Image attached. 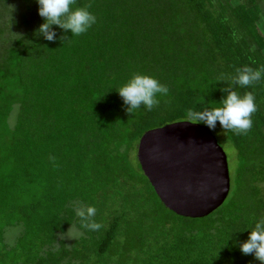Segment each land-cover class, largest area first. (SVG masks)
<instances>
[{
	"label": "trees",
	"instance_id": "trees-1",
	"mask_svg": "<svg viewBox=\"0 0 264 264\" xmlns=\"http://www.w3.org/2000/svg\"><path fill=\"white\" fill-rule=\"evenodd\" d=\"M97 22L53 42L35 0H0V264H260L243 255L264 217V10L257 0H77ZM166 86L126 111L133 75ZM231 86L255 97L251 129L227 132L237 168L224 205L192 219L165 207L137 153L150 130L218 107ZM194 123V122H192ZM219 124V122H217ZM76 206H93L97 231ZM80 237L67 244L62 236ZM17 230V231H14ZM13 231V232H11ZM11 237V239H9Z\"/></svg>",
	"mask_w": 264,
	"mask_h": 264
},
{
	"label": "water",
	"instance_id": "water-1",
	"mask_svg": "<svg viewBox=\"0 0 264 264\" xmlns=\"http://www.w3.org/2000/svg\"><path fill=\"white\" fill-rule=\"evenodd\" d=\"M137 157L161 202L178 216L205 218L230 195L228 156L200 124L178 122L148 131Z\"/></svg>",
	"mask_w": 264,
	"mask_h": 264
},
{
	"label": "clouds",
	"instance_id": "clouds-1",
	"mask_svg": "<svg viewBox=\"0 0 264 264\" xmlns=\"http://www.w3.org/2000/svg\"><path fill=\"white\" fill-rule=\"evenodd\" d=\"M38 5V15L43 19V23L35 30V36H42L45 40L53 42L57 33L53 26L68 32L71 36H80L86 33L96 22L97 18L88 7H73L77 0H35ZM264 78V67L253 70L245 66L237 69V74L232 80V84L240 87H248L253 82H259ZM122 97L124 104L128 105L127 112L140 108L142 105L149 111L158 105L157 94H167L166 86L161 85L157 79L136 74L126 83L116 90ZM227 95L220 101L218 107L206 108L203 111L188 110L184 120L194 124H203L209 130L215 131L217 122L224 131H234L237 134L247 132L251 129L253 121L251 116L257 111L255 97L251 93L243 96L229 86L224 89ZM75 213L80 218L81 227L97 231L102 225L92 219L96 215L93 206H76ZM240 252L243 255L251 254L254 258L264 264V217L255 222V227L251 229L248 239L239 243Z\"/></svg>",
	"mask_w": 264,
	"mask_h": 264
},
{
	"label": "rangeland",
	"instance_id": "rangeland-1",
	"mask_svg": "<svg viewBox=\"0 0 264 264\" xmlns=\"http://www.w3.org/2000/svg\"><path fill=\"white\" fill-rule=\"evenodd\" d=\"M234 1L237 2V0H234ZM257 3L261 5V8L264 10V0H257ZM200 125L204 126L203 124H200ZM212 133L216 137V139L218 140V143L222 146V148L225 150L228 156L231 180H233L235 176V170L237 168V158L235 155V151L231 148V146L226 140L227 132L224 131L220 127V125L217 123L216 129L215 131H212ZM14 231H17V230H14ZM62 237H63V240L67 242V244H71L80 237V234L75 229H71L65 236H62ZM9 239H11V237Z\"/></svg>",
	"mask_w": 264,
	"mask_h": 264
}]
</instances>
